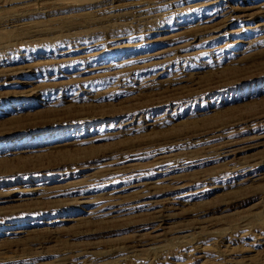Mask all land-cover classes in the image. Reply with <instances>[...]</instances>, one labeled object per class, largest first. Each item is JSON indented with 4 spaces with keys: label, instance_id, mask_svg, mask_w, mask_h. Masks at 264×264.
<instances>
[{
    "label": "rangeland",
    "instance_id": "rangeland-1",
    "mask_svg": "<svg viewBox=\"0 0 264 264\" xmlns=\"http://www.w3.org/2000/svg\"><path fill=\"white\" fill-rule=\"evenodd\" d=\"M0 264H264V0H0Z\"/></svg>",
    "mask_w": 264,
    "mask_h": 264
},
{
    "label": "bare ground",
    "instance_id": "bare-ground-1",
    "mask_svg": "<svg viewBox=\"0 0 264 264\" xmlns=\"http://www.w3.org/2000/svg\"><path fill=\"white\" fill-rule=\"evenodd\" d=\"M217 0H212V2H216ZM161 5H164V3L163 4H161ZM261 6V5H260ZM262 7V6H261ZM151 17V16H150ZM156 21V20H155ZM155 23V22H154ZM124 26V25H123ZM106 66V65H105ZM105 66H103V65H101V66H99V67H96V68H102V67H105ZM96 68H94V69H96ZM89 70H90V68H88ZM85 70V69H84ZM226 149V148H225ZM224 150V149H223ZM234 151V150H233ZM228 152H230V151H228ZM223 153V152H222ZM227 154V153H226ZM222 155V154H221ZM233 155V154H232ZM224 156V155H223ZM234 156V155H233ZM231 159V158H230ZM246 169V168H245Z\"/></svg>",
    "mask_w": 264,
    "mask_h": 264
}]
</instances>
